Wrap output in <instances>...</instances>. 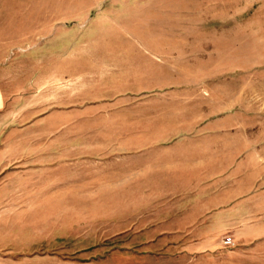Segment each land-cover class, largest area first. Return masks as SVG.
<instances>
[{
  "label": "crops",
  "instance_id": "1",
  "mask_svg": "<svg viewBox=\"0 0 264 264\" xmlns=\"http://www.w3.org/2000/svg\"><path fill=\"white\" fill-rule=\"evenodd\" d=\"M15 32L0 25V264H264L242 110L208 82L103 77L80 44L22 52Z\"/></svg>",
  "mask_w": 264,
  "mask_h": 264
},
{
  "label": "rangeland",
  "instance_id": "2",
  "mask_svg": "<svg viewBox=\"0 0 264 264\" xmlns=\"http://www.w3.org/2000/svg\"><path fill=\"white\" fill-rule=\"evenodd\" d=\"M0 16L8 38L19 32L22 52L80 44L86 62L102 60L103 77L135 71L148 82H208L199 89L243 111L264 193V0H0ZM94 69L87 65L86 77Z\"/></svg>",
  "mask_w": 264,
  "mask_h": 264
},
{
  "label": "built area",
  "instance_id": "3",
  "mask_svg": "<svg viewBox=\"0 0 264 264\" xmlns=\"http://www.w3.org/2000/svg\"><path fill=\"white\" fill-rule=\"evenodd\" d=\"M224 243L225 244H228V245L233 244V238H232V236L231 235L226 236L225 239H224Z\"/></svg>",
  "mask_w": 264,
  "mask_h": 264
}]
</instances>
